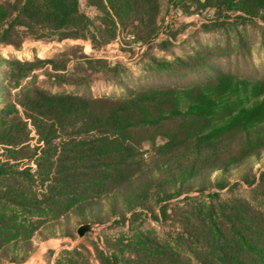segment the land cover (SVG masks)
<instances>
[{
    "label": "trees",
    "instance_id": "16d2710c",
    "mask_svg": "<svg viewBox=\"0 0 264 264\" xmlns=\"http://www.w3.org/2000/svg\"><path fill=\"white\" fill-rule=\"evenodd\" d=\"M163 1L0 0V47L72 40L103 50L126 36L148 44L163 27ZM168 1L188 16L264 21V0ZM78 47L61 63L0 54V264L25 263L38 243L112 218L131 234L102 235L93 252L81 245L57 264H264V79L203 77L210 59L197 50L156 62L200 74L182 85L94 96L24 84L46 66L93 64ZM243 185L247 196L233 192ZM148 219L176 226L170 241L139 229Z\"/></svg>",
    "mask_w": 264,
    "mask_h": 264
},
{
    "label": "rangeland",
    "instance_id": "374dc122",
    "mask_svg": "<svg viewBox=\"0 0 264 264\" xmlns=\"http://www.w3.org/2000/svg\"><path fill=\"white\" fill-rule=\"evenodd\" d=\"M213 16L212 11L198 16L184 15L178 9L169 8V1L164 0L161 16L163 27L159 37L148 44L136 42L133 36H126L108 44L103 50H97L92 48L89 41L27 40L20 50L0 47V54L23 62L34 61L37 57L56 59L61 63L63 61L60 55L79 44L80 47L75 50L76 56L85 55L94 62L93 64L86 63L83 58H74L66 64L64 71L56 72L46 66L32 72L24 84L94 96H120L127 88L188 83L200 74L157 71L155 65L156 62L173 61L177 57L187 59L197 50L206 51L210 59V68L203 73V77L207 78L221 70L241 77L264 79V21L225 16L213 20ZM170 35L176 36V39ZM168 40H171L172 44L167 43ZM107 66L112 70L107 69ZM54 75L66 76L70 82L57 85L54 83ZM15 93L16 90L13 91V94ZM32 143H36V138ZM233 192L247 196L249 187L243 185ZM139 226V229L157 234L162 242L170 241V235L176 231V226L162 225L150 219L142 221ZM130 234L128 223L116 225L112 218L102 224H92V230L84 236H79L78 233L76 238L53 236L38 243L34 254L22 264H57L64 251L73 250L78 246L85 245L93 252L92 241L98 242L102 235L115 240ZM101 248H104V245ZM93 264L99 263L93 260Z\"/></svg>",
    "mask_w": 264,
    "mask_h": 264
},
{
    "label": "water",
    "instance_id": "95a60500",
    "mask_svg": "<svg viewBox=\"0 0 264 264\" xmlns=\"http://www.w3.org/2000/svg\"><path fill=\"white\" fill-rule=\"evenodd\" d=\"M91 230L92 224H84L78 228L77 233L79 236H84L87 232H90Z\"/></svg>",
    "mask_w": 264,
    "mask_h": 264
},
{
    "label": "built area",
    "instance_id": "2783aa9c",
    "mask_svg": "<svg viewBox=\"0 0 264 264\" xmlns=\"http://www.w3.org/2000/svg\"><path fill=\"white\" fill-rule=\"evenodd\" d=\"M197 16H198V14H197Z\"/></svg>",
    "mask_w": 264,
    "mask_h": 264
}]
</instances>
